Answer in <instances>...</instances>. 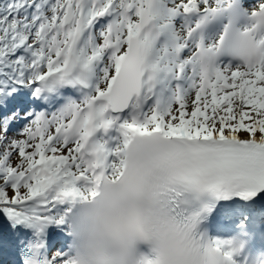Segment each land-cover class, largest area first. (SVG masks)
Returning <instances> with one entry per match:
<instances>
[{
    "label": "snow or ice",
    "instance_id": "obj_1",
    "mask_svg": "<svg viewBox=\"0 0 264 264\" xmlns=\"http://www.w3.org/2000/svg\"><path fill=\"white\" fill-rule=\"evenodd\" d=\"M0 264H264V0H0Z\"/></svg>",
    "mask_w": 264,
    "mask_h": 264
}]
</instances>
